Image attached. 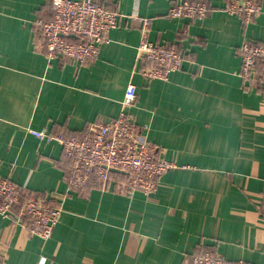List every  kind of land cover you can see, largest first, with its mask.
I'll return each mask as SVG.
<instances>
[{
	"label": "crops",
	"instance_id": "crops-1",
	"mask_svg": "<svg viewBox=\"0 0 264 264\" xmlns=\"http://www.w3.org/2000/svg\"><path fill=\"white\" fill-rule=\"evenodd\" d=\"M101 1L118 26L79 64L48 60L35 41L49 0H0V177L62 210L46 240L0 214V264H180L210 250L264 264V88L243 83L238 55L244 40L264 42V0L247 24L227 0H194L208 7L197 20L169 17L177 0ZM137 17L149 20L148 40L184 57L166 79L143 75ZM130 83L137 95L124 108ZM122 111L174 163L149 196L114 180L71 190L61 145L29 133L76 135Z\"/></svg>",
	"mask_w": 264,
	"mask_h": 264
},
{
	"label": "built area",
	"instance_id": "built-area-1",
	"mask_svg": "<svg viewBox=\"0 0 264 264\" xmlns=\"http://www.w3.org/2000/svg\"><path fill=\"white\" fill-rule=\"evenodd\" d=\"M51 19L36 18L32 28L39 49L48 60L66 58L79 64L98 57L109 32L118 26L119 14L98 0H49ZM203 1L177 0L168 10L171 18L203 19L207 14ZM224 10L250 23L261 12L259 0H227ZM142 37L136 45L138 59L150 63L143 75L146 79H166L182 67L184 57L174 47L159 45L147 39L149 20L138 18ZM238 55L240 75L249 87L264 88V42L244 40ZM258 62L259 69H258ZM137 87L130 83L122 106L129 107L136 99ZM133 117L122 111L116 118L96 122L82 133L68 135L29 129L38 140L58 142L62 154L69 159L73 191L85 190L91 180L107 186L112 175L124 178L127 193L141 191L149 196L156 192L159 178L174 163L160 155V149L149 142ZM25 191L12 179L0 177V214L15 224L26 227L31 235L48 239L61 216V207L42 195L25 196ZM264 195V193H263ZM264 200V197H263ZM180 264H247L243 260L226 261L216 251H205Z\"/></svg>",
	"mask_w": 264,
	"mask_h": 264
},
{
	"label": "trees",
	"instance_id": "trees-1",
	"mask_svg": "<svg viewBox=\"0 0 264 264\" xmlns=\"http://www.w3.org/2000/svg\"><path fill=\"white\" fill-rule=\"evenodd\" d=\"M98 2L99 3H101L102 4V1L101 0H98ZM49 8V7H48ZM255 18V17H254ZM253 18V19H254ZM252 19V20H253ZM243 22V21H242ZM259 62H258V69H259ZM67 159V158H66ZM67 161H68V163L67 162H65V164H66V166H67V168H63V170H64V180H65V182L68 184V188H70L69 187V181H70V176H71V169H70V165H69V159H67ZM112 177L114 178V181H115V184L113 183V185H115V188L118 190V191H120V190H122L121 188H123V184H124V178L122 177V176H120V175H118V174H113L112 175ZM96 183V181H95V179H93V180H91V182L89 183V185H88V187L85 189V190H83V192L84 191H86L87 189H89L90 188V186H92V184H95ZM96 185V184H95ZM25 191V196H28V195H35V194H38V193H35V192H32V191H29V190H24ZM83 192L82 191H79V193H81V194H83ZM52 203L54 204V205H57V206H60V203H58V202H56V201H52Z\"/></svg>",
	"mask_w": 264,
	"mask_h": 264
}]
</instances>
